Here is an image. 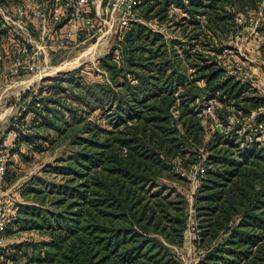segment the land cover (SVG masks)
I'll list each match as a JSON object with an SVG mask.
<instances>
[{"label":"trees","instance_id":"16d2710c","mask_svg":"<svg viewBox=\"0 0 264 264\" xmlns=\"http://www.w3.org/2000/svg\"><path fill=\"white\" fill-rule=\"evenodd\" d=\"M223 2L141 0L138 9L143 18L163 19L176 3L183 21L173 23L175 29L190 20L220 30L227 24ZM234 3L255 7L258 0ZM177 43L136 21L120 28L117 42L99 59L104 81H89L76 68L45 78L35 94L33 87L22 94L23 101L31 96L24 117L32 114V131L20 133L14 144L41 149L43 139L52 145L70 140L73 150L58 166L49 165L61 182L46 188L33 176L19 190L31 201L6 200L0 264H183L175 246L188 228V197L158 180H178L177 157L189 154L187 162H195L198 150L189 146L208 152L193 203L195 242L204 250L197 264H264V141L258 139L264 135V93L233 77L215 84L207 100L221 104L222 127L206 139L199 103L219 80V69L214 63L196 68L199 55L190 46L181 53ZM231 106L239 119L234 124L225 119ZM242 122L253 123V133ZM13 129L4 130L1 144ZM26 230L42 238L9 242Z\"/></svg>","mask_w":264,"mask_h":264},{"label":"rangeland","instance_id":"374dc122","mask_svg":"<svg viewBox=\"0 0 264 264\" xmlns=\"http://www.w3.org/2000/svg\"><path fill=\"white\" fill-rule=\"evenodd\" d=\"M230 1L224 0L223 2L227 9V24L222 28L223 30H214V28H209L204 24L200 27L199 24H194L195 21L190 20H186L187 22L183 24L182 29H175L173 23L181 20V13L171 16L169 11L168 16L165 15L163 19L158 18L169 23L174 20L165 39L169 43L173 40H179L181 43H177V48L181 53L185 49L184 46H190L194 56L199 55L198 60H193L198 63L196 68L200 69L206 64L214 63V67L219 69V80L210 87H206V96L199 103L198 115L205 127L206 139H209L216 129L222 127V120L216 112L217 106L221 104L213 98L207 100L209 93L215 89V84L218 85L219 82H224L227 78L233 77L254 85L264 93V0H258L255 7L253 4H248L244 8L235 4L234 0L231 4ZM20 2L22 0H0V14L4 19L0 23V33H2L0 34L1 135L10 126H14L15 129L23 133L26 123L31 124L32 114L24 117V110L30 106L31 96L23 101L21 100L22 94L31 87L35 89L33 91L35 94L39 86L44 83L45 78L81 68V73L89 81L107 79L106 73L99 66V59L110 51L117 42L120 32L116 13L109 12L106 15L103 12L106 1L94 0L92 15L99 14L103 19L108 20V24L104 23L103 29L97 35L88 36L87 33L82 32L75 36L69 45L63 46L61 26L67 19L63 20L61 26L47 23L48 30H45V22L41 19L30 17L19 20L14 16L13 9ZM202 19L205 18L202 16ZM22 24L25 28L22 27ZM24 45L28 48L27 51L23 50ZM34 52H38V61H36L35 68L30 69L27 67V61ZM17 56L21 58L22 63L18 73L14 74L9 69ZM117 56L122 57L120 50H117L115 57L117 58ZM203 57L206 60H202ZM196 68L190 66L189 72L193 73ZM197 73L200 74L201 70ZM198 83L203 87L206 86L204 79L198 80ZM40 95L37 98H40ZM73 103L77 104L76 102ZM37 104L39 105V103ZM261 109L264 110V108ZM230 110L225 114V119L234 124L239 119L232 112L235 110L233 106ZM98 112L96 110L95 114ZM174 112L178 115V110L175 109ZM246 119L247 121L251 120L247 117ZM242 124L250 128V132L253 133V123L242 122ZM252 136L253 134H248L247 139L250 140ZM5 137L2 146L9 148L10 177L7 186L0 189V209L7 211L6 200L31 201V199L19 195V190L33 176L38 177L46 188L51 183L61 182V175L53 169L50 170L49 165L53 168L58 166L62 154L71 153L73 147L70 140L60 143L57 141L52 145L50 140L45 141L43 139L40 141L41 150L33 143L28 144L21 141V143L14 144L13 136L10 133ZM258 139L264 141V135L258 136ZM188 149L198 150L195 162H187L189 154H186L184 158H175L173 160L174 169L181 174L178 180L169 181L161 178L158 181L162 184L175 186L178 191L185 193L188 197V212L194 223L191 224V230L187 228L184 242L181 246H175V251L183 264H197L204 250L197 247L193 236L194 232L197 233V236L199 234L198 220L193 207L199 182L194 181L193 175L199 167L205 165L208 152L204 146H200L198 149L195 146H189ZM177 167L182 168L184 173L179 172ZM41 238L42 235L38 232L26 230L10 236L9 242Z\"/></svg>","mask_w":264,"mask_h":264},{"label":"built area","instance_id":"2783aa9c","mask_svg":"<svg viewBox=\"0 0 264 264\" xmlns=\"http://www.w3.org/2000/svg\"><path fill=\"white\" fill-rule=\"evenodd\" d=\"M93 1L94 0H66V2H64V0H22V2L15 5L13 11L14 16H16L19 20L30 17L41 19L43 22H45V30H48L47 23H50V25H60L61 21L66 18L67 21L62 26H60L62 30L61 36L64 42L63 46H67L79 33L85 32L88 34V36H94L103 29L104 23L108 24V20L103 19L99 14L92 15ZM105 1L106 4L104 6L103 12L106 15L109 12H115L120 28L126 29L129 28L134 22L141 21L151 27L154 31L160 32L164 36H167L169 31V23L163 22L157 17L143 18L139 15L138 5L141 3V0ZM184 1L188 2L190 0ZM169 11L171 16L177 15L179 13L183 15L181 7L176 3H173L170 6ZM22 27L25 28L23 24ZM23 50H28L26 45L23 46ZM37 58L38 52L31 54L30 59L27 61V67L34 69L36 66V61H38ZM117 59H119V56H117ZM21 63V58L18 56L15 57L9 70L14 74L18 73ZM31 131L32 129L30 125L26 123L22 132L28 134ZM20 133L21 131H18L15 128L10 132V134L13 136V139H15ZM3 135L0 134V140L2 139ZM0 146H2L1 143ZM8 159L9 148H4L3 146L0 147V189L4 184ZM177 170L184 173L183 169L180 167H177ZM203 171L204 167L198 168L196 173L193 175L194 181L199 182V173H203ZM6 216V211L0 209V249H2L6 244L3 236L6 227ZM193 223L194 220H191V216H189L188 229H192L191 224ZM193 236L195 239L198 237L196 232H194Z\"/></svg>","mask_w":264,"mask_h":264}]
</instances>
